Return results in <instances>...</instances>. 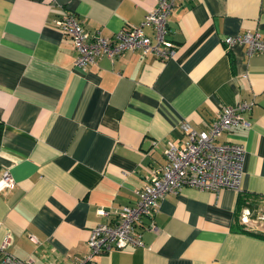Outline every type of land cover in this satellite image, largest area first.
<instances>
[{
  "label": "crops",
  "instance_id": "0c3cea01",
  "mask_svg": "<svg viewBox=\"0 0 264 264\" xmlns=\"http://www.w3.org/2000/svg\"><path fill=\"white\" fill-rule=\"evenodd\" d=\"M157 0H0V243L32 264H72L88 251L96 209L132 204L186 121L208 130L223 106L252 101L247 125L217 143L243 146L240 189L184 185L167 192L143 244L93 256L92 264H264V52L222 38L258 30L264 0H181L167 17L168 59L123 50L85 70L57 27L64 11L90 33L137 25ZM145 32L152 35L146 26ZM248 210L245 214L244 210ZM244 215V219H242ZM142 217L138 228L148 224ZM242 228V229H239Z\"/></svg>",
  "mask_w": 264,
  "mask_h": 264
},
{
  "label": "built area",
  "instance_id": "2783aa9c",
  "mask_svg": "<svg viewBox=\"0 0 264 264\" xmlns=\"http://www.w3.org/2000/svg\"><path fill=\"white\" fill-rule=\"evenodd\" d=\"M181 0H157L156 5L147 11L137 25L122 28L113 36L90 33L81 20L69 11H64L55 23L69 36L76 51L75 66L85 70L97 57L106 56L114 59L123 50L140 49L143 54H152L159 59L170 58L175 44L167 34V17ZM152 29V35L145 32V27ZM225 49L233 43L245 44L248 53L264 52V39L258 30H245L235 35L222 38ZM251 101H242L235 106H223L213 119L208 130L196 131L186 121L179 122L186 133L187 141L183 146L169 143L164 149V164L150 170L146 182L135 190L136 199L132 204L96 209L103 218L95 225L87 240L88 251L72 264H92L95 254L113 249L143 244L145 229H154V213L159 200L167 192H176L184 185L206 190H219L229 187L240 189L243 176L245 151L242 145L231 142L217 143V137L224 131L237 125H247L243 112L251 109ZM7 168L1 170L0 189H9L14 185ZM248 210H244L246 214ZM148 217V224L138 228L142 217ZM244 219V215L241 216ZM7 234L0 243V264H32L31 259L21 260L7 250L10 243Z\"/></svg>",
  "mask_w": 264,
  "mask_h": 264
},
{
  "label": "trees",
  "instance_id": "16d2710c",
  "mask_svg": "<svg viewBox=\"0 0 264 264\" xmlns=\"http://www.w3.org/2000/svg\"><path fill=\"white\" fill-rule=\"evenodd\" d=\"M2 127V122H1V120H0V135H1V128ZM239 229H242V228H239Z\"/></svg>",
  "mask_w": 264,
  "mask_h": 264
}]
</instances>
